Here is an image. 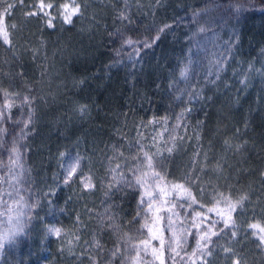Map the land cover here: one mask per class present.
Listing matches in <instances>:
<instances>
[{"label": "trees", "instance_id": "16d2710c", "mask_svg": "<svg viewBox=\"0 0 264 264\" xmlns=\"http://www.w3.org/2000/svg\"><path fill=\"white\" fill-rule=\"evenodd\" d=\"M38 2L0 0V264H232L225 247L264 264V0H45L51 28L26 15ZM84 41L58 71L52 52ZM52 79L76 84L63 109L84 120L48 140Z\"/></svg>", "mask_w": 264, "mask_h": 264}, {"label": "rangeland", "instance_id": "374dc122", "mask_svg": "<svg viewBox=\"0 0 264 264\" xmlns=\"http://www.w3.org/2000/svg\"><path fill=\"white\" fill-rule=\"evenodd\" d=\"M86 28H88V27H86ZM89 31H90V29H89ZM87 32H88V30H87ZM80 34L87 36L86 35L87 33H85L84 29L80 30ZM93 43H94L93 41H89V42L84 41L83 46L86 47L87 50H84L83 52H81L80 49L78 51L77 50L75 51V48H74L73 50H71L69 52L70 54H68L67 60H66V53H64V54H63V52L59 53L58 50H54L52 52V54H51L52 56H50V58L53 59V58H55V56H58V62L60 64L58 66V71L59 70L64 71L63 68H65V66H66L64 63L68 64L69 60H71V62H74V63H80L81 61L89 59L91 56V54H90L91 46L93 48H95L94 47L95 45ZM91 44H93V45H91ZM153 68L154 67L152 66L149 71L151 73H153L154 82H156V80L158 79L157 76H158V74L161 73V71H159V70L155 71V69H153ZM53 76H55V75H53ZM56 76H57V73H56ZM55 77H54V79H55ZM54 79L51 80V84H48V82L45 81L46 86L48 85L49 87L44 92L43 98L46 99V101H45L46 105L45 106L43 105V109H46V108L47 109L45 111H43L41 119H39V123H38L39 127L41 126V128L38 131L39 132L38 135L40 136V138L48 139V140H50V138H52V137L62 135V134H58L57 131L59 133H62L63 130H67V126L72 124V123L69 124L68 121H73L75 123V125L78 124L77 126H80L82 124V120H84L83 118H81V116L79 114H77L76 108L74 105H72V106L69 105V108H67L66 110L63 109L65 107V102H64L63 98L65 97V94L67 92L64 88L69 86L70 89H68V90H71L76 86V84H73L68 79H67L68 82H59V81L56 82V81H54ZM128 98L129 97H127V99ZM226 103L229 104L228 109H230V104L233 105V103L230 102V99L228 97H226V99L224 101V105H226ZM262 112H264V111H262ZM215 114L217 115V119H220V118L224 119L226 116L223 112H220V110H218L217 113H215ZM243 114H246V112L244 110L242 111V115L240 114L241 119H243ZM111 115L114 117L115 113L111 114ZM261 116L264 117V114L261 113ZM88 118H89V116H87L85 118V120H87ZM261 120H262V122L264 121L263 119H261ZM114 121L119 123L117 118H115ZM43 147H45L44 144L40 146L41 149ZM74 163L75 162L73 160H69V161H67V163H65V165H64L65 177L67 175V170H68L69 166H71ZM53 229H51L49 231V235L51 237H56L57 233L52 231Z\"/></svg>", "mask_w": 264, "mask_h": 264}, {"label": "snow or ice", "instance_id": "6c2138e0", "mask_svg": "<svg viewBox=\"0 0 264 264\" xmlns=\"http://www.w3.org/2000/svg\"><path fill=\"white\" fill-rule=\"evenodd\" d=\"M21 3H23V0H20ZM14 5L9 4L7 7L8 8H12ZM54 7V5L51 2H45V0H39L38 4L33 6V9L28 11L26 13L27 16H39L41 19L47 18L45 19V23L47 24L48 27H54L53 25V16L52 14L48 11L49 9H52ZM61 7L63 9H65V12L61 13V16L64 20L65 23H71V16L72 15H77L79 14V5L73 4L72 6V11L70 14L67 13V9H68V5H61ZM124 19H126L127 17H122ZM13 28L15 27V25L12 26ZM167 27V26H166ZM161 31H163V29H161ZM0 39L3 40L4 44H8L11 45V40H10V33L8 31V26L6 24H0ZM129 44H131V41H128ZM187 73V68L183 69L181 71V76H186ZM27 99V98H26ZM147 163H148V167L152 166V160L151 157H147ZM79 165V161H76L74 164H72L71 166H69L68 170H67V175L65 177V183H68L69 180L76 175V170L77 167ZM135 174V173H134ZM84 183V187L87 188H91L93 187V185L91 184L90 181H82ZM117 183H119V181H117ZM137 184H142V181L140 179L136 180ZM128 186H132L131 182H129ZM227 199V198H226ZM246 199L245 196H241L238 200H236L235 203H232L231 200L228 201V207H229V211L227 213V218L224 219L223 223H224V227L228 228L231 226V228L233 229L231 232L232 237H236L237 233L235 231V222L232 220V216L231 213L234 212L238 206H241L244 202V200ZM144 203L143 200V196H141V204ZM151 201H149L147 207H151ZM209 211H212V209H209ZM218 215H221V213H217ZM218 223V222H215ZM250 228L256 230L253 234L257 235V238L260 241L261 245H264V226L258 225V224H251L249 225ZM52 231H54L55 233L59 234V229H53ZM219 231H223V229H220ZM213 235H219V232H211L209 233H205V236L208 237V239H211V236ZM12 242V241H9ZM143 243V242H142ZM199 243V242H198ZM0 247H3V244L0 243ZM226 257H231L232 259V264H241V260L238 256V254L235 252L234 249L230 248V247H225L223 249ZM205 255H211V252H207V253H203Z\"/></svg>", "mask_w": 264, "mask_h": 264}]
</instances>
